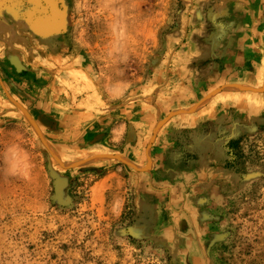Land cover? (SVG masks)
<instances>
[{
    "label": "rangeland",
    "instance_id": "rangeland-1",
    "mask_svg": "<svg viewBox=\"0 0 264 264\" xmlns=\"http://www.w3.org/2000/svg\"><path fill=\"white\" fill-rule=\"evenodd\" d=\"M0 264H264V0H0Z\"/></svg>",
    "mask_w": 264,
    "mask_h": 264
},
{
    "label": "bare ground",
    "instance_id": "bare-ground-1",
    "mask_svg": "<svg viewBox=\"0 0 264 264\" xmlns=\"http://www.w3.org/2000/svg\"><path fill=\"white\" fill-rule=\"evenodd\" d=\"M34 4L36 3V2H33ZM39 6V5H38ZM35 7V6H34ZM16 14V13H15ZM26 16V15H25ZM34 28V27H33ZM51 30V29H50ZM48 31V30H47ZM253 88V87H252ZM253 89H256V88H253Z\"/></svg>",
    "mask_w": 264,
    "mask_h": 264
},
{
    "label": "water",
    "instance_id": "water-1",
    "mask_svg": "<svg viewBox=\"0 0 264 264\" xmlns=\"http://www.w3.org/2000/svg\"><path fill=\"white\" fill-rule=\"evenodd\" d=\"M248 89H250V90H256V89H253V88H248ZM260 89V88H259Z\"/></svg>",
    "mask_w": 264,
    "mask_h": 264
}]
</instances>
